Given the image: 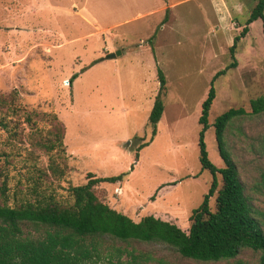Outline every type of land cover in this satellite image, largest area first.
Returning a JSON list of instances; mask_svg holds the SVG:
<instances>
[{
  "label": "rangeland",
  "instance_id": "374dc122",
  "mask_svg": "<svg viewBox=\"0 0 264 264\" xmlns=\"http://www.w3.org/2000/svg\"><path fill=\"white\" fill-rule=\"evenodd\" d=\"M254 3L0 0V121L6 124L0 125V183L6 179L9 201H15L14 194L21 198L36 191L66 196L65 188L85 183L87 173L122 174L120 181L94 186L101 201L134 221L150 214L187 231L191 211L212 178L198 159L201 102L213 75L232 62L229 47ZM142 13L146 15L138 16ZM248 27L236 45V66L212 83L215 97L204 143L209 160L222 167L213 122L230 108L245 110L227 125L224 140L260 219L264 112L253 114L249 102L264 94V35L261 19ZM60 41L65 43L56 47ZM117 50L119 55L108 57ZM158 70L165 78V94L152 135L148 115ZM49 112L65 129L62 152L44 148L52 138ZM49 158L65 166V177L52 173ZM209 205L214 210L215 194ZM24 231L37 234L33 228ZM101 244L96 264L115 263L116 249L125 264H131L128 251L148 257L140 264H158L159 259L168 264H257L259 257L244 248L234 258L204 262L161 243L106 237Z\"/></svg>",
  "mask_w": 264,
  "mask_h": 264
},
{
  "label": "trees",
  "instance_id": "16d2710c",
  "mask_svg": "<svg viewBox=\"0 0 264 264\" xmlns=\"http://www.w3.org/2000/svg\"><path fill=\"white\" fill-rule=\"evenodd\" d=\"M257 19L262 21L264 35V0H255L251 6L244 25L229 47L232 62L213 75L211 86L201 102L198 159L201 170H208L212 178L201 203L191 211L187 231L150 214L134 221L101 201L93 190L94 186L120 181L122 174L97 177L87 173L85 183L65 188L66 196L54 197L36 191L21 198L14 194V202L9 201L6 179H3L0 183V264H96L102 254L101 241L106 237L124 242L135 240L165 244L184 258L204 262L231 259L241 249L249 248L259 253L257 264H264V231L261 227V223L264 225V212L259 213L260 219L256 218V211L245 193L224 140L227 125L235 117L244 114L245 110L242 107L230 108L219 114L213 122L222 167H216L209 160L204 143L208 112L215 97L212 83L225 70L236 66L237 42L248 32V25ZM166 20L165 13L161 24ZM154 36L155 33L150 36V42ZM157 79L158 90L148 115L152 135L155 134L156 123L163 109L165 78L161 70L157 71ZM249 105L253 114L264 112V94L251 99ZM45 114H50L49 122L53 128L50 131L51 141L44 148L48 152L57 148L62 152L65 129L54 112ZM25 118L30 122L29 114ZM0 125L5 127L6 124L0 121ZM9 160L7 157L6 161ZM49 167L57 177H65L67 173L57 158H49ZM214 194L215 208L212 210L209 198ZM24 227L33 228L37 234L25 232ZM116 251L119 253L116 262L110 260L109 263L125 264L120 258V250ZM127 254L131 264H140L148 259L135 252L128 251ZM157 263L168 264L162 259Z\"/></svg>",
  "mask_w": 264,
  "mask_h": 264
},
{
  "label": "water",
  "instance_id": "95a60500",
  "mask_svg": "<svg viewBox=\"0 0 264 264\" xmlns=\"http://www.w3.org/2000/svg\"><path fill=\"white\" fill-rule=\"evenodd\" d=\"M119 54H120V50H117V51H115V52L110 53V54L108 55V57H109V58H114V57H116V56L119 55Z\"/></svg>",
  "mask_w": 264,
  "mask_h": 264
},
{
  "label": "crops",
  "instance_id": "0c3cea01",
  "mask_svg": "<svg viewBox=\"0 0 264 264\" xmlns=\"http://www.w3.org/2000/svg\"><path fill=\"white\" fill-rule=\"evenodd\" d=\"M162 6H163V5H162ZM160 7H161V6H160ZM144 15H146V14L142 13V14H140V15H138V16H144ZM162 24H163V23H162ZM114 26H115V25H110V28H111V27H114ZM108 27H109V26H108ZM102 29H104V28H102ZM63 43H65V42L60 41L58 44H55V46L58 47V46H60V45L63 44ZM56 47H55V48H56Z\"/></svg>",
  "mask_w": 264,
  "mask_h": 264
}]
</instances>
